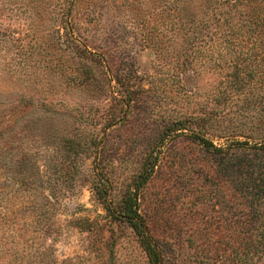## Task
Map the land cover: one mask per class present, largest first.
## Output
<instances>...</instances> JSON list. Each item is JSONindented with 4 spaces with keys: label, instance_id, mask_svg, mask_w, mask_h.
I'll list each match as a JSON object with an SVG mask.
<instances>
[{
    "label": "rangeland",
    "instance_id": "obj_1",
    "mask_svg": "<svg viewBox=\"0 0 264 264\" xmlns=\"http://www.w3.org/2000/svg\"><path fill=\"white\" fill-rule=\"evenodd\" d=\"M215 13L197 0H0V264H149L96 189L118 211L150 151L139 212L168 264H242L237 229L256 207L191 138L262 144V73L232 88Z\"/></svg>",
    "mask_w": 264,
    "mask_h": 264
},
{
    "label": "trees",
    "instance_id": "obj_2",
    "mask_svg": "<svg viewBox=\"0 0 264 264\" xmlns=\"http://www.w3.org/2000/svg\"><path fill=\"white\" fill-rule=\"evenodd\" d=\"M197 3L206 12L215 11L213 18L227 31L228 44L234 50V61L230 68L232 88L238 91L246 78L262 73L259 84L261 93L252 103L254 106L258 105V110L264 114V8L262 10L257 6L256 0H197ZM222 7H226L225 11H222ZM207 122L206 120L205 123ZM205 123L200 125V131L205 128ZM210 124L212 126L213 122ZM166 130L175 133L183 132L186 128L183 123H173ZM191 139L203 151L226 160L228 181L234 188L243 189L251 196L256 216L245 217L244 224L237 229V238L242 239L239 252L241 263L255 264L264 253V210L258 209L264 203V138L258 147H249L246 142H236L230 143L226 149L215 147L203 134L194 135ZM248 156L251 158L248 159ZM157 159L153 151L148 153L133 182V190L118 211L111 207V203L106 202V189L97 188L96 194L105 203L104 208L114 220L126 223L134 231L149 264H168L167 251L156 240L153 225L143 219L139 212L141 190L156 170ZM236 176L239 179L233 181ZM251 206L254 209L252 204ZM251 218H255L253 225L246 222Z\"/></svg>",
    "mask_w": 264,
    "mask_h": 264
}]
</instances>
